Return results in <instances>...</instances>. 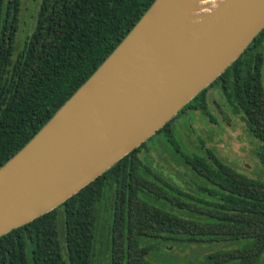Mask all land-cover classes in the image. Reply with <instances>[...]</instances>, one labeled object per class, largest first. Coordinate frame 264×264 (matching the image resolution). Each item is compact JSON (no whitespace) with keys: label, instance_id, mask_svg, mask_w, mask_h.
Returning a JSON list of instances; mask_svg holds the SVG:
<instances>
[{"label":"trees","instance_id":"trees-1","mask_svg":"<svg viewBox=\"0 0 264 264\" xmlns=\"http://www.w3.org/2000/svg\"><path fill=\"white\" fill-rule=\"evenodd\" d=\"M154 1L41 0L35 27L19 45L22 0H0V168L85 84ZM263 71L264 29L156 135L55 210L1 236L0 264H156L150 242L208 245L211 252L200 264H264V179L239 173L214 147L183 153L173 126L187 111L211 117L209 93L216 87L228 107L243 114L264 167ZM164 141L179 162L161 155ZM163 160L184 167L180 184L158 170Z\"/></svg>","mask_w":264,"mask_h":264},{"label":"water","instance_id":"water-1","mask_svg":"<svg viewBox=\"0 0 264 264\" xmlns=\"http://www.w3.org/2000/svg\"><path fill=\"white\" fill-rule=\"evenodd\" d=\"M155 0L37 135L0 168V237L55 210L139 148L264 29V0ZM203 22L193 28L192 21ZM192 30V36L188 35Z\"/></svg>","mask_w":264,"mask_h":264},{"label":"rangeland","instance_id":"rangeland-1","mask_svg":"<svg viewBox=\"0 0 264 264\" xmlns=\"http://www.w3.org/2000/svg\"><path fill=\"white\" fill-rule=\"evenodd\" d=\"M40 3L41 0H22L19 45L33 31ZM219 90L215 87L209 93V110L215 123L210 121L211 117L191 111H187L174 121L175 138L179 149L185 154L199 155L202 152L201 148L214 147L217 155L239 173L254 179H264V167L255 155L256 142L247 132L243 114L233 112ZM166 152L169 160L179 162V155L164 141L160 146V153L162 155ZM155 159L157 160V157ZM171 164L172 166L163 160L157 168L165 175L170 173L168 175L180 184L177 174L183 175L184 167ZM149 244L153 246L149 258L156 264H200L206 261L207 255L211 252L207 248L208 245L169 248L162 246L160 242Z\"/></svg>","mask_w":264,"mask_h":264},{"label":"bare ground","instance_id":"bare-ground-1","mask_svg":"<svg viewBox=\"0 0 264 264\" xmlns=\"http://www.w3.org/2000/svg\"><path fill=\"white\" fill-rule=\"evenodd\" d=\"M224 1L225 0H200V2L197 4L198 11L194 12L193 14L190 13L189 17H204L205 20L203 22L214 20L216 11L224 4ZM198 22L200 21H192L190 25H192L193 28H199L201 25L204 24L203 22ZM192 33V30H188L189 36H192Z\"/></svg>","mask_w":264,"mask_h":264}]
</instances>
